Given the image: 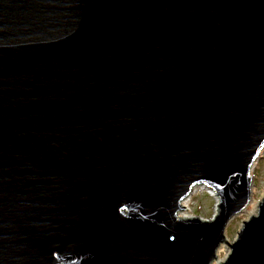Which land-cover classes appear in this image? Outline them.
Instances as JSON below:
<instances>
[{
  "label": "water",
  "instance_id": "95a60500",
  "mask_svg": "<svg viewBox=\"0 0 264 264\" xmlns=\"http://www.w3.org/2000/svg\"><path fill=\"white\" fill-rule=\"evenodd\" d=\"M263 151L264 0H0V264H264Z\"/></svg>",
  "mask_w": 264,
  "mask_h": 264
},
{
  "label": "rangeland",
  "instance_id": "374dc122",
  "mask_svg": "<svg viewBox=\"0 0 264 264\" xmlns=\"http://www.w3.org/2000/svg\"><path fill=\"white\" fill-rule=\"evenodd\" d=\"M253 174V195L252 203L247 207V210L238 214L227 226L226 235L229 240H231L237 229L239 228L241 222L252 213L255 212L256 202L264 193V151L261 154V157L257 160L252 170ZM188 206L183 211L180 212V215L183 217L188 216H200L204 219L210 218L215 212V203L216 198L210 195V193L202 188L194 190L188 197ZM227 251L226 246H222L219 250V256L222 258ZM214 264H217L215 262Z\"/></svg>",
  "mask_w": 264,
  "mask_h": 264
},
{
  "label": "bare ground",
  "instance_id": "6f19581e",
  "mask_svg": "<svg viewBox=\"0 0 264 264\" xmlns=\"http://www.w3.org/2000/svg\"><path fill=\"white\" fill-rule=\"evenodd\" d=\"M202 188L206 189V190L210 193L211 196H213L214 198H217L216 195H215V193H214L211 189L206 188V187L203 186V185H199V186L194 187L193 191L196 190V189H202ZM193 191H192V192H193ZM188 200H189V199L186 198V199H184V200L182 201V205L184 206V209L187 208V206H188ZM254 210H255V209H254ZM253 213H254V212H253ZM180 216H182V215H180ZM185 217H186V216H185ZM217 264H218V262H217Z\"/></svg>",
  "mask_w": 264,
  "mask_h": 264
}]
</instances>
